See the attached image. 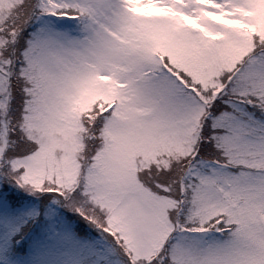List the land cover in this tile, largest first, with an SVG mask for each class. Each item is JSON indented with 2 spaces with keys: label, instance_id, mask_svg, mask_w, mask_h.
<instances>
[{
  "label": "snow or ice",
  "instance_id": "obj_1",
  "mask_svg": "<svg viewBox=\"0 0 264 264\" xmlns=\"http://www.w3.org/2000/svg\"><path fill=\"white\" fill-rule=\"evenodd\" d=\"M0 264H264V0H0Z\"/></svg>",
  "mask_w": 264,
  "mask_h": 264
}]
</instances>
